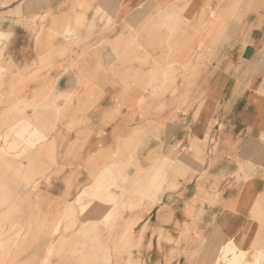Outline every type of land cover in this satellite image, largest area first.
I'll return each instance as SVG.
<instances>
[{
	"label": "crops",
	"instance_id": "obj_1",
	"mask_svg": "<svg viewBox=\"0 0 264 264\" xmlns=\"http://www.w3.org/2000/svg\"><path fill=\"white\" fill-rule=\"evenodd\" d=\"M243 1L245 5L242 0H79L77 8L83 4L86 10L81 11L80 16L75 15L78 17L68 18L67 25L60 34L62 42L56 40L51 48L60 51L65 45L72 44L63 43V41H70L78 36L80 27L106 26L115 23V19L118 22L116 29L118 33L111 37L112 45H107L100 58L95 56L99 46L97 38L92 41L95 42L94 44L89 45L88 65L91 67L89 73H98L99 67L108 69L107 74L102 75L105 76L104 82H109L104 89L93 85L92 77L93 84L91 83L90 88L78 90L77 72L74 71L73 75L64 74L70 65L69 58L67 60L57 58L50 61L47 51L43 52L44 45H32L29 41V33L25 32L23 27H10L11 30H4L0 24V34H3V38L13 33L12 41L8 45L10 55L8 65L11 73L0 79L2 81L5 78L4 81L7 84L3 90H0V96L2 92L10 95L12 91L19 90L18 74L23 72L25 79L20 82V88L26 92V96L31 97L34 89L49 88V85L44 83L51 77L59 86L57 90L70 93L75 90L78 99L103 98L105 102L103 101L102 104L115 105L117 108L121 106L123 114L126 116L131 114L130 119L121 117L113 122L107 120L105 124H102L100 110H97L98 112L95 111L90 120L85 122L86 126L84 125L83 129L90 133L89 140L87 139L89 142L87 153L93 160L91 163L87 159L82 162L80 159L66 161V145L77 144L83 138L79 135L81 138L79 139L77 132H73L71 138L64 140L65 131L71 128L69 121L54 122L49 126V129L53 127L48 141L51 150L48 154L43 149L42 170H47V175L52 180L49 193L46 194L57 197L58 203L64 202L65 199H74L82 191L81 188L76 196L65 197L75 192L71 187L82 183V181L78 182L79 180L93 175L91 171L95 169L94 165L97 163L95 156L101 149L105 150L107 156L114 153L115 133L118 135L120 131L124 139L125 134L130 136L131 131L154 121L148 118V115L153 112L144 110L145 106L139 108L134 105L128 110L126 84L131 82V78L122 77V73L129 64L135 69L134 71H137L154 65V59L157 60V66L162 61L157 59V54L153 50L150 51L152 58L149 64L135 60L139 53L133 50L128 52L129 46L125 44L136 36L140 44L137 46L142 51L145 45H192L194 47L190 51L192 65L201 62L193 72L195 91L190 94L191 90L184 86L187 81L182 79L179 81L176 88L179 96L177 95L174 109L178 110L181 107L182 113L174 117L168 124L170 127L159 128L158 135L155 129L147 130L148 134L143 136V141L140 143L143 152L141 156L139 155V159L143 165H147V155L161 142L163 147L167 142L170 145L167 150L163 148L164 152H175L174 147L177 145L189 147L192 138L203 141L209 138L206 159L195 175L190 176L189 173L185 181L183 179L180 181L179 189L166 193L165 191L172 184L168 175L167 183L156 196L158 204L145 213L137 233V240L143 241L142 247L140 246L137 250V255L146 264H156L158 259L163 261L165 258L169 263L173 257L177 256L181 258L179 264H225V261H219L218 258L222 257L226 247L234 242L249 261H252L258 253V248H252V245L264 220V72L259 70L258 63V51L264 53V6H261L258 11L248 12L254 0ZM257 2H264V0ZM179 16L186 21L177 27L178 30L176 29L175 33L170 31V25L163 26L164 23L170 22L172 29ZM215 17L221 19L229 17L226 27L212 28L208 24L196 28L197 25L194 24L201 18L214 19ZM135 18L139 19L137 23L133 22ZM141 20L147 23L140 26ZM157 22L167 30L163 28L156 30L154 26ZM132 23L136 25H131ZM124 24L127 25V30L120 31ZM148 34L150 36L146 41ZM173 34L175 35L172 37ZM2 36L0 41L3 40ZM72 45V48H75L73 51L81 52L80 47L76 51L75 44ZM199 45L203 46L199 47ZM0 51L2 53V45H0ZM181 51L183 52L182 49ZM110 52L118 55L117 60L112 64L108 63ZM202 54L203 57L199 59ZM142 56L146 54L142 52ZM71 57L75 59L76 53ZM4 66H0V73ZM137 74L140 76L139 72ZM142 81L146 82L144 77ZM237 83L240 85V90L236 89ZM147 95L156 98L155 93ZM186 96H190L189 107H194V111H191L195 116L198 113L191 122L189 119L193 115L186 113L190 110L186 102L185 104L182 102ZM201 102L202 104L199 105L198 103ZM60 104L63 105L64 102ZM198 108L200 109L197 110ZM144 111L148 114L146 117H142ZM131 120L136 121V126L130 124ZM212 121L219 123L213 127L212 136H210L207 133ZM22 127L23 125L16 130V134ZM74 129L82 128L74 127ZM93 132L101 134L102 137L93 136ZM201 143L204 145V142L201 141ZM161 146H158V150L149 157L150 161H154L156 156L160 155ZM189 153L192 154L190 151ZM53 154H56L53 162L46 159V156L49 158ZM170 156L173 159L178 158L171 153ZM192 160H196L193 154ZM188 163L194 166L193 170L199 167L191 162ZM218 193L220 197L217 199ZM6 210V207L0 210V220L7 214ZM255 211L257 215L254 214ZM123 220L128 227L131 222H134L133 218L127 219L125 216ZM188 225L189 232L184 235L183 232ZM163 227L165 233L162 234L159 229ZM60 231L61 229L55 233L53 228L50 233L51 237L56 235L57 237H53L46 247L44 264L50 257V251L47 249L59 240ZM259 236L262 238L264 234L259 233ZM164 245L169 247L165 253L159 249V246ZM217 249L219 252L215 256ZM228 256L232 258L231 254ZM263 260L264 250L260 264H263ZM174 263L176 264V259L171 264ZM244 264L247 262L245 261Z\"/></svg>",
	"mask_w": 264,
	"mask_h": 264
},
{
	"label": "rangeland",
	"instance_id": "obj_2",
	"mask_svg": "<svg viewBox=\"0 0 264 264\" xmlns=\"http://www.w3.org/2000/svg\"><path fill=\"white\" fill-rule=\"evenodd\" d=\"M254 1H252L251 9L248 12L258 11L261 6H264V2H257V0L254 3ZM243 2L245 5V1L242 0ZM78 3L79 0H0V24L4 30H11L10 27H23L25 32L29 33L30 43L32 45H44V51H42H47V54H49L50 50H54L51 47L56 40L62 42L60 34L65 29L68 18L78 17L75 15L80 16L81 11L86 10L83 4L77 8ZM138 20L135 18L133 22L137 23ZM114 21L115 23L113 22L106 26L80 27L78 36L70 41H63L66 44H75L76 51L79 50L78 47L81 48L79 50L81 52H75L73 51L75 48H72L73 45L70 44L65 45L62 49L70 47L67 55L70 65L64 74L73 75L74 71L77 72L78 80L76 83L79 85L77 86L78 90H84L86 87L87 89L90 88L93 84L91 82L92 77L94 80L93 85H96L97 88L104 89V87L109 85V82H104L105 76H102L107 74V68L99 67V69L97 68L98 73H89V68H91L88 65L89 45L91 43L94 44L95 42L92 41L97 38V45L99 46L97 51H95V56L100 58L107 45H112L111 37L118 33H116L118 22L115 19ZM136 23L131 25H136ZM146 23L147 21L144 20L139 22L140 26ZM156 24L154 26L156 30L160 28L167 30L165 27H161L158 22ZM168 25H170V29V22L164 23L163 26ZM133 29L135 30V28ZM123 30H127L126 24L120 31ZM33 33L37 35L35 36ZM12 37L13 33L6 38L2 36L3 40L0 41V45H2L0 66L7 65L2 69L0 79L4 75L11 73V68L8 65L10 61L8 45H10ZM134 38L125 45H140L136 36ZM62 50L54 51L60 53ZM59 53L56 56H59ZM75 53L76 58L71 59L73 58L71 57L72 54ZM258 53L259 70L264 72V53L262 54L260 51ZM117 56L110 52L108 63H114L117 60ZM82 62L84 63L81 64ZM130 67L132 68L131 64L127 65L122 73V77L131 78V82L126 84L128 97L126 99L128 102L126 107L130 110L132 104L144 101V110L153 112L148 115V118L154 119V121L140 129L135 137L125 134L123 139L120 131L118 135L115 133V137H113L114 153L111 156H107L105 150L101 149L95 156L97 165L95 164L94 168L97 171L95 169L92 170L93 175L91 177H84L78 181H82V183H77L75 187H71L72 191H75L74 193L65 195V197L69 195L72 197L76 196L85 184L89 182L95 183L88 208L82 211L74 203V199H65L64 202L58 203L57 197L52 194H46L49 193L52 180L47 175V170H42L43 161L41 156L43 149L46 153H50L49 144L44 145L43 143L37 147H28L29 151L27 152V150L23 149L24 143H21V147L19 145L17 149L12 148L9 153L7 152L11 155L8 159L0 160V168L2 169L0 170V210L4 209V207L7 209V214L0 222V264H44L46 247L53 237H57V235L51 237L50 233L60 220H62V226L59 236L61 238L63 234H67L68 238L61 242L60 238L55 241V245L60 243L45 264H146L137 255V250L143 245V241L137 240V233L145 213H148L154 205L158 204L156 203L158 201L156 198L158 191L155 187L161 183L160 180L166 172L172 181L171 187L165 191L166 193L179 189L180 181L182 179L185 181L189 173L190 176L195 175L205 162L209 138L204 139V141L192 138L189 147L177 145L174 147L175 152L165 151L167 153L170 152L172 156L176 154L174 157H182V161L177 158L178 161L176 160V163L178 162L179 164L175 163L174 169H163L153 175H148L144 170L138 169L137 165L141 163L139 155L141 156L143 152L140 143L143 141V136L148 134L147 130L154 131L155 129L158 135L159 128L170 127L168 124L182 111L180 110L181 107L178 110L174 109L177 95L179 96V91L175 88L177 86L176 82L161 83L158 79V81H150L148 87H145L147 83L145 84V81H142V76H138L136 71L129 69ZM113 68L116 69V67ZM18 75L19 81L22 82L25 79V74L20 72ZM193 75L190 77V94L195 91ZM4 79L0 80V90H3L7 85ZM95 81L97 82L95 83ZM20 82L17 85L19 90L12 91L10 95L2 92L0 96V143L6 142V140L16 135V130L22 126L21 121L24 117H28L32 122V126L38 127L42 133L47 134L48 140L46 141H49L53 131V127L49 129L50 125L54 122L69 121L71 123L69 127L71 128L65 131L64 140L71 138L73 132H77L79 139H81L79 135H82L83 138L77 144L66 145V161L80 159L82 162L87 159L91 163L93 160L90 159L91 157L87 153L90 133L83 129L86 126L85 122H88L95 111L98 112L97 110H100V121L102 124H105L107 120L113 122L117 118H121V106L117 108L111 104L104 105L102 104L103 101L105 102L103 98L91 99L87 97L78 99L75 90H71L72 92L67 97H58L60 93L57 88L59 86L51 77L44 83V85H49V88L38 92V96H35L34 89L32 96L29 97L20 88ZM153 83L154 85H152ZM236 89L240 90L238 83ZM149 93H155L156 98L148 95L147 97L144 96ZM190 96H186V99L182 102L184 104L186 102V106L190 110L186 113L193 115L189 119L191 122L197 115H194V107H189ZM61 102H64V104L61 105ZM198 104L201 105L202 102ZM105 108L107 109L105 110ZM218 118L216 115L217 120ZM218 121H212L207 134L212 136L213 127L219 123ZM130 124L136 126V121L131 120ZM74 127H81L82 129L75 130ZM92 135L102 137L101 134L94 132ZM201 141L204 142V145H202ZM162 143L149 152L146 157L148 163H150L149 157L158 150V146L163 145ZM4 147L6 146L0 145L2 153L6 152ZM162 148L165 150L170 148L169 143L167 142ZM188 150L192 152L193 158L196 159L195 161L192 160V154ZM134 156L136 157L134 158ZM55 157L56 154H53L49 158L46 156V159L53 162ZM188 162L198 165V169L193 170L194 166ZM191 170L193 172H190ZM130 174L132 177H130ZM45 176L46 178H43ZM43 188L44 190H42ZM219 194L217 199L220 197ZM107 211H109V221L102 218ZM124 216L127 219L133 218L134 222H131L129 227L124 224ZM189 228L188 225L185 231L183 230L184 235L189 232ZM110 229L112 230L110 231ZM159 231L162 234L165 233L164 227L160 228ZM167 233L169 232L167 231ZM259 233L264 234V220H262ZM257 246L264 248V243L258 242ZM168 248L165 245L159 246V249L164 253ZM218 252L219 250L217 249L215 256L218 255ZM175 259L176 264H179L180 256L173 257L169 263L166 262V258L163 261L158 259L156 264H171Z\"/></svg>",
	"mask_w": 264,
	"mask_h": 264
},
{
	"label": "bare ground",
	"instance_id": "obj_3",
	"mask_svg": "<svg viewBox=\"0 0 264 264\" xmlns=\"http://www.w3.org/2000/svg\"><path fill=\"white\" fill-rule=\"evenodd\" d=\"M228 18L229 17H226L224 19H221L219 17L218 18L215 17L214 19H212V18H209V19L201 18L198 21H195L194 24L197 25L196 28L206 26L208 24L212 28H214V26H215V28H218V27L219 28L220 27L225 28L226 24L228 22ZM184 21H186V19H182L181 16H179V18L175 22V26L172 27V29L170 28V31L172 33L173 32L175 33L176 29L178 30L177 27L180 26V24ZM149 33H151V32H149ZM2 35L3 34L1 33L0 37ZM174 35L175 34H173L172 37ZM149 36L150 35L148 34L146 41L148 40ZM128 46H129V49L127 50L128 52L133 50V51H136L139 53L136 56L135 60L141 61L142 63H145V64H149L151 62L150 59L152 58L150 51L153 50L154 53H156L158 56L157 59L162 61V63L157 66V60L154 59V65H152L148 68L143 67V69H139L136 71V72L140 73V76H142L141 78H143V77L145 78V80H146L145 84L147 83L146 87H148L150 81H152V80L158 81V79H159V81H161V83H164V82L168 83L170 81L173 83L176 82V84L178 86L179 81L182 79L184 81H187L184 83V86L187 89L191 90L190 77L192 76L195 69L201 63V62H198L196 65H192L193 61L191 60L192 55L190 52L194 48V47H192V45H145V46L143 45L144 46L143 51L139 50L137 45H128ZM202 46L203 45H199V47H202ZM213 46L214 45H212V47ZM181 49L183 50V52L181 51ZM68 50H70V47H66L60 53L57 51H54V50H50L49 54H48L50 61L57 59V58L67 59L68 58L67 57ZM142 52H144V54H146V56H144L145 58L142 56ZM58 53H59V56H56V54H58ZM202 57H203V54L199 59H201ZM129 69L133 70V71L135 70L134 68H131V67ZM18 79H19V76H18ZM21 79H22V77H21ZM152 85H154V83ZM177 86L175 88H177ZM44 89L45 88H40V89L35 90V93H36L35 96H38V92L43 91ZM58 91L60 93L58 95V97H60V96L61 97H63V96L67 97L68 94L70 93L69 91H60V90H58ZM187 94H189V93H187ZM145 97H147V96L145 95ZM143 102L144 101H139L138 103L132 104V106L135 105L136 107L142 108L145 106ZM145 104H146V102H145ZM132 106H130V107H132ZM106 109L107 108H105V110ZM199 109L200 108H198L197 110H199ZM197 112H199V111H197ZM147 115H148L147 112L144 111L142 114V117H146ZM196 115H198V113H196ZM121 117H123V118L129 117V119H130L131 114L126 116L125 114L122 113ZM21 122H22L23 127L17 131V134L14 137H11L8 140H6V142H2L3 144H0V145L6 146V147H4L6 152L2 153L0 151V160L1 161L8 159L9 156H11L10 154H8L9 151L12 148L17 149L19 145H20L19 147H21V145H22L21 143H24L23 145H25V146L24 147L22 146V147L25 151L27 150V152H28L30 147H37L38 145H41L43 143L48 142V141H46V140H48L47 134L42 133L38 127L32 126V122L28 119V117L22 118ZM148 125H149V123H145L144 127H146ZM144 127L140 128V129H143ZM140 129H135V130L131 131L130 136L135 137L137 132ZM46 144H49V142ZM162 146H161L160 155H157L156 159L154 161L151 160L150 163H148V165H145V166L143 164L139 163L137 165V168L140 170L141 169L144 170L146 173H148V175L156 174L158 172H161L163 169H168V170L174 169L175 165L179 164L178 162L176 163L177 159H173V157L170 156V153L164 152ZM135 157L136 156H134V158ZM181 159H182V157H178V160H181ZM0 170H2V169L0 168ZM130 177H132L131 174H130ZM46 180H48V179H46ZM160 181H161V183L155 187V189H157L158 192L163 188L165 183H167V181H168L167 172L161 178ZM94 184L95 183L89 182L88 184L84 185L82 187V191L74 198V203L77 204L82 209V211L85 210L86 208H88V206L90 205ZM117 202H115V203H117ZM254 214L257 215V211H255ZM108 215H109V211H107L106 214H104L102 216L103 220L109 221ZM1 219H3V218H1ZM1 221L2 220H0V222ZM61 222H62V220H60L56 223V225L54 227L55 233L60 230ZM111 230L112 229H110V231ZM259 230H260V227L258 229V233H257V236L255 238V241L252 245V248H255V247L258 248V253L255 254L254 259L252 261H249V259H247V256L245 255V253H242L240 251L241 249L236 245L235 242L233 244L231 243V245H228L226 247L225 254L222 255V257L220 256V258H218V260L219 261L220 260L225 261V264H244L245 261L247 262V264H260L264 248L258 247L257 243L258 242L264 243V239H263V237L261 238V236H259ZM67 238H68V235L63 234L60 238V242L67 240ZM57 245L52 243L48 247L47 250L50 251L49 252L50 256L52 255V252L55 250ZM246 251H248V250H246ZM230 254L232 255V258H229L228 255H230Z\"/></svg>",
	"mask_w": 264,
	"mask_h": 264
}]
</instances>
